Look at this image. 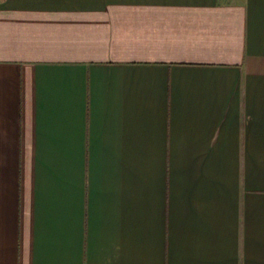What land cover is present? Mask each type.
<instances>
[{
  "label": "crops",
  "instance_id": "0c3cea01",
  "mask_svg": "<svg viewBox=\"0 0 264 264\" xmlns=\"http://www.w3.org/2000/svg\"><path fill=\"white\" fill-rule=\"evenodd\" d=\"M0 264H264V0H0Z\"/></svg>",
  "mask_w": 264,
  "mask_h": 264
}]
</instances>
